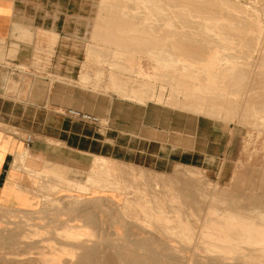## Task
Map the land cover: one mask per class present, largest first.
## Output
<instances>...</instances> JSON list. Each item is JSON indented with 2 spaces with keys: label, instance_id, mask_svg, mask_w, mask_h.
<instances>
[{
  "label": "bare ground",
  "instance_id": "obj_1",
  "mask_svg": "<svg viewBox=\"0 0 264 264\" xmlns=\"http://www.w3.org/2000/svg\"><path fill=\"white\" fill-rule=\"evenodd\" d=\"M91 34L88 62L108 68L92 90L233 122L249 162L223 186L104 156L83 183L67 164L24 167L40 206H0V264H264V0H100Z\"/></svg>",
  "mask_w": 264,
  "mask_h": 264
},
{
  "label": "crops",
  "instance_id": "obj_2",
  "mask_svg": "<svg viewBox=\"0 0 264 264\" xmlns=\"http://www.w3.org/2000/svg\"><path fill=\"white\" fill-rule=\"evenodd\" d=\"M91 10L92 0H0V203L7 207L32 200L20 179L24 167L39 170L45 161L81 167L92 156H115L119 136L74 119L69 109L109 121L138 112L114 100L101 104L98 91L72 84L83 52L71 45L84 34ZM90 71L100 76L87 60L84 75ZM83 80L82 87L93 89L94 82ZM146 116L144 109L141 118Z\"/></svg>",
  "mask_w": 264,
  "mask_h": 264
},
{
  "label": "rangeland",
  "instance_id": "obj_3",
  "mask_svg": "<svg viewBox=\"0 0 264 264\" xmlns=\"http://www.w3.org/2000/svg\"><path fill=\"white\" fill-rule=\"evenodd\" d=\"M99 10L100 0H92V10L89 14L87 28L78 40V43L71 45L72 50L83 52L82 58L78 60V77L72 79V84L90 93L93 92L89 85L82 87L80 81L83 79L84 66L88 60L86 48L102 43L100 41L98 42L96 40L97 37L91 34ZM92 61L97 70L102 71L108 69L102 68L96 61ZM86 76H88L86 77V83H91L94 78L93 72L90 71ZM103 77L105 76H102L100 81L102 84L106 81ZM101 83L100 85L102 86ZM157 88L159 86L156 84L155 90L158 91ZM168 91L169 88L165 87L163 90L165 97H167ZM96 94L98 96V102L101 104L107 102L109 99L114 100L122 108H128L129 106L138 108L136 116H131V118H114L115 120L112 118V121H109L108 118H99L100 123L97 124L74 118L80 122L92 124L93 126L97 125L99 127L101 125L103 129L110 128L112 130L109 131V134L119 136L118 144L120 148L115 151L114 157H110L115 159L116 165H121L119 164L121 162L133 164L142 168L144 167V169H149H145L146 171L151 170L170 174L171 180L174 179L173 181H182L183 179L190 182L194 179L191 174H185L182 167H177L175 164L196 166L202 170L206 179L212 182H218L223 186L229 182L239 162L242 161L241 163L243 164L249 162L248 150L245 148V129L233 122L224 124L222 121L204 119L205 117L201 115L195 116L182 110L170 109L164 104L156 106L149 101L146 102L144 107L138 103L131 102V100L128 102L129 100L120 99L111 92L104 93V91H98ZM144 109L147 110V116L146 118H141L142 110ZM147 145L150 146V152H148L150 155L145 154V147ZM92 161L93 156L89 157L88 162L81 167L70 166L78 171L74 175V178L78 182H84L85 172L89 169ZM14 165L17 169L21 167L18 162ZM174 169L176 171L178 170L175 174L179 177L172 174L175 172ZM129 177L131 180L133 179L132 176ZM135 177L138 183L142 182L141 180L143 179L138 178V173H136ZM146 177H148L147 174ZM40 200L38 196L32 195L30 203L13 207L17 209H37L40 206ZM5 205L4 203H0V206ZM1 225L4 224L0 223V227Z\"/></svg>",
  "mask_w": 264,
  "mask_h": 264
},
{
  "label": "built area",
  "instance_id": "obj_4",
  "mask_svg": "<svg viewBox=\"0 0 264 264\" xmlns=\"http://www.w3.org/2000/svg\"><path fill=\"white\" fill-rule=\"evenodd\" d=\"M68 114H70L71 116H73L75 118H79V119H81L83 121L90 122V123H93V124L100 123L99 117L95 116V115H92V114L81 113V112H79L77 110H72V109L68 110ZM26 142L27 143L31 142V136H27L26 137Z\"/></svg>",
  "mask_w": 264,
  "mask_h": 264
}]
</instances>
